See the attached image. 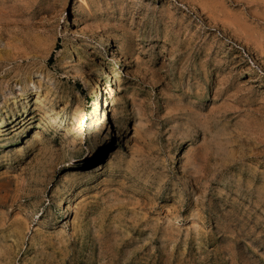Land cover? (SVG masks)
Masks as SVG:
<instances>
[{"label": "rangeland", "instance_id": "rangeland-1", "mask_svg": "<svg viewBox=\"0 0 264 264\" xmlns=\"http://www.w3.org/2000/svg\"><path fill=\"white\" fill-rule=\"evenodd\" d=\"M0 15V264H264V0Z\"/></svg>", "mask_w": 264, "mask_h": 264}, {"label": "bare ground", "instance_id": "bare-ground-1", "mask_svg": "<svg viewBox=\"0 0 264 264\" xmlns=\"http://www.w3.org/2000/svg\"><path fill=\"white\" fill-rule=\"evenodd\" d=\"M193 8H194V7H193ZM194 9H195V8H194ZM195 10H196V9H195ZM0 16H1V15H0ZM8 22H9V21H8ZM26 39H27V38H26ZM27 41H28V40H27ZM27 43H28V42H27ZM33 45H34V44H33ZM40 46H41V45H40ZM33 48H34V47H32V49H33ZM35 49H36V47H35ZM5 52H6V51H5ZM7 52H8V51H7ZM2 53H3V52H2ZM8 55H9V53H8ZM12 56H13V55H12ZM12 56H10V57H12ZM2 57H3V56H2ZM8 58H9V57H8ZM8 58H7L6 60H8ZM29 58H30V57H29ZM0 59H1V58H0ZM6 60H5V61H6ZM20 60H21V58H20ZM37 60H38V59H37ZM25 61H26V60H25ZM27 61H28V60H27ZM3 62H4V61H0V67L3 66ZM6 62H7V61H6ZM28 62H29V61H28ZM14 63H15V62H14ZM14 63H13V64H14ZM9 64H10V63H9ZM13 64H11V65H13ZM34 64H35V63H34ZM4 65H5V64H4ZM14 66H15V64H14ZM16 66H17V65H16ZM28 66H29V64H28ZM22 67H23V66H22ZM8 68H9V67H8ZM26 68H27V67H26ZM26 68H25V69H26ZM186 68H187V67H186ZM19 70H21V69H19ZM19 70H17V71H19ZM23 70H24V69H23ZM27 70H28V68H27ZM30 70H31V69H30ZM31 71H32V70H31ZM13 72H14V71H13ZM25 72H26V71H25ZM4 73H5V69H4ZM14 73H15V72H14ZM18 73H19V72H18ZM26 73H27V72H26ZM9 74H10V73L6 71V73H5L4 76L7 77V76H9ZM28 75H29V74H28ZM0 76H1V75H0ZM23 76H24V75H23ZM25 78H26V77H25ZM29 79H30V78H29ZM2 80H3V79H2ZM4 81H5V80H4ZM7 81H8V80H7ZM12 81H13V80H12ZM2 82H3V81H2ZM23 82H24V80H23ZM5 83H6V81H5ZM5 83H4V84H5ZM40 84H41V83H40ZM40 84L38 85V87H41ZM5 85H6V84H5ZM5 85H3V86H5ZM9 86H10V85H9ZM1 87H2V86H1ZM5 87H6V86H5ZM7 87H8V86H7ZM7 93H8V92H7ZM37 97L40 98V92H37ZM37 100H38V99H37ZM41 112H42V111H41ZM103 140H104V139H103ZM98 141H100V140H98ZM94 144H95V143H94ZM96 144H97V143H96Z\"/></svg>", "mask_w": 264, "mask_h": 264}]
</instances>
